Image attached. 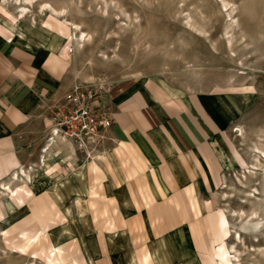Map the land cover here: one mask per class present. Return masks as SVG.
Masks as SVG:
<instances>
[{"label": "rangeland", "instance_id": "obj_1", "mask_svg": "<svg viewBox=\"0 0 264 264\" xmlns=\"http://www.w3.org/2000/svg\"><path fill=\"white\" fill-rule=\"evenodd\" d=\"M28 8L22 16L16 1L0 0L5 20L50 57L66 91L42 103L26 131L31 178L10 184L12 195L0 191V264H235V254L241 264H264V228L246 224L256 209L264 217V159L255 154L264 152V0H36ZM71 24L84 33L82 45ZM147 80L202 97L225 127L235 163L174 235L152 238L141 223L126 238L100 237L82 179L98 154L54 134L50 107L82 84L109 108L114 86ZM221 209L229 218L214 222V237L207 218Z\"/></svg>", "mask_w": 264, "mask_h": 264}, {"label": "crops", "instance_id": "obj_2", "mask_svg": "<svg viewBox=\"0 0 264 264\" xmlns=\"http://www.w3.org/2000/svg\"><path fill=\"white\" fill-rule=\"evenodd\" d=\"M5 19L0 9L1 190L16 183L6 178L25 169L23 141L42 103L66 91L50 57ZM107 99L114 125L103 151L82 169L100 237L126 238L141 223L152 238L174 235L195 220L198 199L217 189L235 163L225 127L202 97L175 94L156 81L116 85ZM228 218L223 209L208 217L211 235L214 222Z\"/></svg>", "mask_w": 264, "mask_h": 264}, {"label": "built area", "instance_id": "obj_3", "mask_svg": "<svg viewBox=\"0 0 264 264\" xmlns=\"http://www.w3.org/2000/svg\"><path fill=\"white\" fill-rule=\"evenodd\" d=\"M50 109L56 110L52 119L54 134H63L87 153L88 149L92 153L103 151L114 120L93 87L75 84L65 93L62 103Z\"/></svg>", "mask_w": 264, "mask_h": 264}, {"label": "bare ground", "instance_id": "obj_4", "mask_svg": "<svg viewBox=\"0 0 264 264\" xmlns=\"http://www.w3.org/2000/svg\"><path fill=\"white\" fill-rule=\"evenodd\" d=\"M5 2L6 1H8V0H4ZM13 1H16V5H18V11H19V14L20 15H24V14H26V12L28 11V5H33V3H35V1L36 0H24L23 1V3H25V5L24 4H22V1L21 0H13ZM27 5V6H26ZM30 7V6H29ZM47 8L48 9V7L53 11V13H56V14H59V15H63L64 16V14H65V12L64 11H57V10H55L52 6H50L49 4H45V5H43V6H41V8ZM50 10V11H51ZM71 25H73L74 26V29H75V36H74V39L76 40V42H77V44H78V46L79 45H82V43H85L84 41L86 40L85 39V35H84V33L83 32H81L80 31V27L78 26V25H76V24H71ZM87 38V37H86ZM237 131H239V129H237ZM50 146H52V145H50ZM50 146H49V148L46 150V153H48L49 151H50ZM256 161L257 162H260V157H259V155L258 154H260L261 155V157L262 158H264V152L263 151H261L259 148L257 149V151H256ZM262 160V159H261ZM44 164L46 163V160H45V157H44ZM261 164V163H260ZM257 164H255L254 166H253V168H252V171L254 172V171H260V169H258L257 167ZM250 172L251 174H254L253 172ZM264 172V171H263ZM24 177H26V178H31L27 173H26V171L25 170H21V172L20 173H14L13 174V176H12V179H11V181H15V182H20V180H21V178H24ZM4 187V188H3ZM3 189L2 190H4L5 192L4 193H7L8 195H12L13 194V190H12V187H11V185H10V183H8L7 185H3ZM1 190V189H0ZM1 190V191H2ZM259 195V192H258V190H255V192H253V195L251 194V196L250 197H252V198H255L256 196H258ZM260 209L261 210H263L264 211V199H261V202H260ZM258 212H259V210L258 209H256V210H254L249 216H247L246 217V219H248V221H247V223L246 224H250V223H252V224H254L257 228H259V229H262V228H264V217L263 218H260L259 217V215H258ZM242 215H244V214H242ZM244 234H246V233H244ZM236 235H237V240H238V242H239V244H241V241H242V234L237 230V232H236ZM236 241V240H235ZM238 244V245H239ZM236 252H237V250H236ZM234 261H236L235 262V264H241V260H240V257H239V255H237V254H235L234 255Z\"/></svg>", "mask_w": 264, "mask_h": 264}]
</instances>
